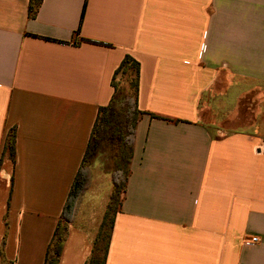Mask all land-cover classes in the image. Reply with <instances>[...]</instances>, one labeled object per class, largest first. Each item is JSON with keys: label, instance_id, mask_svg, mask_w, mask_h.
<instances>
[{"label": "crops", "instance_id": "1", "mask_svg": "<svg viewBox=\"0 0 264 264\" xmlns=\"http://www.w3.org/2000/svg\"><path fill=\"white\" fill-rule=\"evenodd\" d=\"M29 2L0 0V264H44L125 55L144 113L106 264H264V0ZM87 169L58 264H84L112 191Z\"/></svg>", "mask_w": 264, "mask_h": 264}, {"label": "trees", "instance_id": "2", "mask_svg": "<svg viewBox=\"0 0 264 264\" xmlns=\"http://www.w3.org/2000/svg\"><path fill=\"white\" fill-rule=\"evenodd\" d=\"M41 1L30 0L28 6L30 18L36 16ZM78 33L79 28L74 35ZM138 73L139 63L130 55H125L112 77V96L105 106L99 108L93 122L79 170L47 245L44 264L59 263L68 223L71 221L76 201L88 188L87 168L95 164H99L103 172L113 175V187L92 240L90 255L84 264H106L114 215L119 209L130 173L134 130L140 116L144 113L137 107ZM119 74L125 78L123 81L117 79ZM152 116L159 117L153 114ZM163 119L172 121L168 118ZM14 144L15 135L12 129L5 139L2 155H7L13 160Z\"/></svg>", "mask_w": 264, "mask_h": 264}, {"label": "rangeland", "instance_id": "3", "mask_svg": "<svg viewBox=\"0 0 264 264\" xmlns=\"http://www.w3.org/2000/svg\"><path fill=\"white\" fill-rule=\"evenodd\" d=\"M117 79H118L119 81H123L125 78L123 77L122 74H119L118 77H117ZM88 172H89V174L87 173V174H88V179H89L88 186H90V182H91V179H92V175H91V174H92V171H90V169H88ZM110 176L112 177L111 179H113V175L110 174ZM87 189H88V188H87ZM83 194H84V193H83ZM83 194H82V195H83ZM82 195H81V196H82ZM108 195H109V194H108ZM79 200H80V197L77 199L76 204L78 203ZM76 204H75V207H76ZM75 207H74V209H75Z\"/></svg>", "mask_w": 264, "mask_h": 264}, {"label": "built area", "instance_id": "4", "mask_svg": "<svg viewBox=\"0 0 264 264\" xmlns=\"http://www.w3.org/2000/svg\"><path fill=\"white\" fill-rule=\"evenodd\" d=\"M258 152L264 154V144L259 146ZM249 241L250 242H256V241H258V238L257 237H251Z\"/></svg>", "mask_w": 264, "mask_h": 264}]
</instances>
